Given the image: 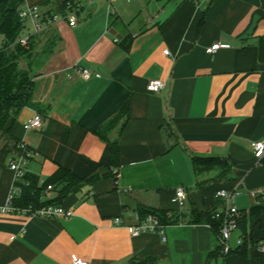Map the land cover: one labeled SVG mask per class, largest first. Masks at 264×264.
I'll return each instance as SVG.
<instances>
[{"label":"crops","instance_id":"1","mask_svg":"<svg viewBox=\"0 0 264 264\" xmlns=\"http://www.w3.org/2000/svg\"><path fill=\"white\" fill-rule=\"evenodd\" d=\"M48 1L10 6L56 12L64 0ZM46 30L60 40L33 79L35 99L51 108L40 128H24L38 112L26 106L0 131V206L14 182L9 162L20 156L19 141L32 152L26 171L41 181L60 166L82 178L103 176L58 204L73 209L69 218L0 211V264H72L73 257L89 264H264V213L252 231L255 244L239 252L240 228L228 255L218 253L220 238L204 216L222 205L219 189L241 191L235 203L244 215L264 192V156L258 160L251 146L264 140V0H93L75 26L61 19ZM217 42L226 46L208 53ZM82 68L101 76L84 80ZM154 79L165 83L159 92L148 88ZM125 104L121 165L104 176L111 144L96 129ZM196 155L230 159L232 179L198 189ZM179 186L188 193L182 209L173 202ZM60 189H46L43 201L57 199ZM140 207L166 220L161 230L132 233Z\"/></svg>","mask_w":264,"mask_h":264},{"label":"trees","instance_id":"2","mask_svg":"<svg viewBox=\"0 0 264 264\" xmlns=\"http://www.w3.org/2000/svg\"><path fill=\"white\" fill-rule=\"evenodd\" d=\"M13 0H0V14L2 24L0 33L3 35V43L0 48V131L4 130L11 117H17L21 110L32 107L40 114L48 113L50 106L35 99L36 83L33 79L36 68L41 66L44 60L50 56L58 45L60 38L52 33L48 35V30L53 24H48L47 28L39 33H30L28 46L19 42L20 32L23 22L19 19V12L11 7ZM51 0L48 1V3ZM69 0H64L58 5L57 11L64 12ZM45 16H51L53 10L42 11ZM131 39L126 38L124 47H128ZM24 65H26L24 67ZM128 104H125L120 111L115 114L106 124L96 129V133L111 144V156L108 162L109 171L104 176L114 175L113 169L121 165V148L118 137L123 131L129 116ZM12 127V126H11ZM8 130V129H7ZM116 131V137L112 138ZM8 132V131H7ZM174 131L168 127V136L172 137ZM192 165L197 178L196 187L198 189L214 182H227L233 177L234 163L222 156H193ZM103 175L94 174L90 177H79L70 169L60 166L45 182H41L40 177L25 172L24 176L17 181L21 186V193L15 198V206L18 208L40 207L45 204H61L62 200L70 193H75L85 184H92ZM48 185L60 186L59 197L55 200L43 201ZM259 202L255 203L248 214H245L240 222L244 244L239 248V252L245 253L249 243L255 244L252 238L254 227L261 223V216L264 213V199L257 196ZM218 199V198H217ZM221 202L222 200L219 199ZM139 215L141 220L148 215H154L164 225L166 220L151 208L140 207ZM214 232L220 238V222L212 218V211L204 214ZM222 245L219 243L218 253H221ZM210 256H208L209 258Z\"/></svg>","mask_w":264,"mask_h":264},{"label":"built area","instance_id":"3","mask_svg":"<svg viewBox=\"0 0 264 264\" xmlns=\"http://www.w3.org/2000/svg\"><path fill=\"white\" fill-rule=\"evenodd\" d=\"M93 0H69L66 4L64 12H53L51 16H45L40 9L38 4H27L21 11H19V19L23 23H29L32 26V33H39L45 30L48 24H54L55 22L66 19L71 26L77 24V15L79 11L85 4L91 3ZM111 5L113 0H107ZM30 39V33L27 36H20L19 42L22 45L28 46ZM226 44H221L219 42L207 47L208 53H215ZM168 54L169 50H165ZM81 76L84 80H89L93 76L100 77V72L89 68L81 69ZM165 85L164 81L160 79H154L149 82L148 88L153 92H159L161 88ZM43 116L36 112L35 115L24 123V128L27 131H31L40 128L43 125ZM251 146L254 150L255 156L260 160L264 156V140H252ZM17 147L20 151V156L12 158L9 162V167L15 173L14 182L12 188L7 196L6 203L0 206V211L2 212H22L29 215H41L47 217H57V218H69L73 215L74 211L71 208H65L58 204H45L40 207H28V208H18L15 206V198L20 195L22 189L17 181H19L25 174L26 164L32 157L31 150L27 145L19 141ZM44 182V181H41ZM53 188V185H48L47 190ZM241 191L238 188L233 190L222 188L216 192V198L222 200V205L213 210L212 218L220 222V243L222 245L221 254L228 255L234 252V248L231 244L234 233L240 229V222L244 216V213L238 208L235 203V199ZM261 195L264 199V192H258L255 194L256 203L259 202L257 196ZM188 201L187 190L183 186H179L175 189V194L173 197V202L182 209ZM116 222L119 223L120 219L117 218ZM210 227H212L209 224ZM163 227L160 224L159 219L154 215H148L146 219L142 220L138 225L133 226L132 233L138 235L142 232L161 230ZM237 244L239 248L244 244V237L241 235L237 238ZM252 243H249V246ZM260 251H264V244L258 245ZM72 264H89L88 260L73 257Z\"/></svg>","mask_w":264,"mask_h":264},{"label":"rangeland","instance_id":"4","mask_svg":"<svg viewBox=\"0 0 264 264\" xmlns=\"http://www.w3.org/2000/svg\"><path fill=\"white\" fill-rule=\"evenodd\" d=\"M29 33H32V26L30 25V27H28L26 30H22L21 32H20V35L21 36H27ZM3 41V40H2ZM2 43L3 42H1L0 44V48H1V46H2ZM26 65H24V67H25ZM34 76H35V74H34ZM34 78V77H33ZM46 104V103H45ZM46 105H48V104H46ZM48 106H50V105H48ZM51 108V107H50ZM50 108H49V110H48V112L50 111ZM233 239H234V236H233V238H232V240H231V244L233 245Z\"/></svg>","mask_w":264,"mask_h":264}]
</instances>
